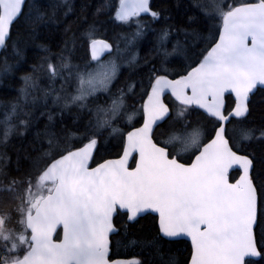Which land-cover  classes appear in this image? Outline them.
Listing matches in <instances>:
<instances>
[{
    "label": "snow or ice",
    "instance_id": "6c2138e0",
    "mask_svg": "<svg viewBox=\"0 0 264 264\" xmlns=\"http://www.w3.org/2000/svg\"><path fill=\"white\" fill-rule=\"evenodd\" d=\"M25 6L26 0H0V49L10 48L17 62L22 45L34 35L32 25L45 19L39 10L29 13L13 39L12 30L24 16ZM112 7L115 21L126 25L137 21L129 44L145 36L147 25L139 22L142 14L153 20L161 15L150 0L104 5L110 14ZM195 7L201 10L209 35H193L205 40L206 46L193 52L186 67L170 71L164 66L167 58L182 49L177 41L173 52H168L164 45L170 29L160 30L157 51L163 52L164 60L161 67L150 70L142 89L143 124L126 137L113 125L125 116L130 123L140 109L127 114L126 98L134 84L127 85V91L124 87L112 91L120 69L119 44L114 47L97 38L93 23L79 37L85 49L82 64L72 63L75 37L73 47L66 41L59 53L42 47L46 54L20 77L17 96L0 104V144L5 146L11 137L29 131L40 105L47 109L41 116L48 119L36 133L40 146L33 148L37 155L30 158L22 177L7 171L10 158L0 154V264H154L109 258V238L117 233L114 218L125 216L126 224H131L145 213L158 217L156 239L147 245L155 247L157 256V241L186 236L191 240L187 264H255L246 258H264L260 242L264 241V159L257 169L255 156L234 150L246 141L264 142V128L259 136L252 129L244 130L243 120H237L239 136L237 127L231 132L228 128L233 117H247L250 97L258 85L264 86V0L239 4L234 0L231 5L226 0H196ZM105 53L110 58L102 60ZM135 61L133 57L129 64ZM14 67L5 57L0 77ZM41 76L50 85L42 97L34 94L40 90ZM166 92L177 102L174 115L163 101ZM99 94L106 96L104 104L99 103ZM226 94L234 96V107L227 114ZM73 109V124L57 128ZM197 109L207 125L189 119ZM162 122L167 124L161 133L165 138L156 141L155 129ZM109 128V135L121 136L122 155L91 167ZM193 156L190 163L181 162ZM234 167L240 175L233 183Z\"/></svg>",
    "mask_w": 264,
    "mask_h": 264
},
{
    "label": "trees",
    "instance_id": "16d2710c",
    "mask_svg": "<svg viewBox=\"0 0 264 264\" xmlns=\"http://www.w3.org/2000/svg\"><path fill=\"white\" fill-rule=\"evenodd\" d=\"M118 1L119 0H67V3H65V0H27L26 6L23 9L24 16L20 17L19 21L16 23V27L12 30L13 39L16 38L17 32L21 31L27 23L26 17L29 13H35L36 10H39L41 13L45 14V19L32 25L34 35L32 39L26 41V43L22 45L23 52L18 62L13 56L10 48L7 50L2 49L0 53V65L3 64L5 57H7L8 63L14 64L15 67L8 75L0 77V104H6L17 96L18 89L22 86L20 77L29 73L32 66L38 64L41 57L46 54L42 51V47H47L52 54L59 53L66 41L68 42V47L71 49L73 47L72 40L73 37H75L76 46L72 56V63L82 64L85 49L79 37L93 23H95V27L98 29L97 38L108 39L114 46L118 43L119 46H121L120 48H126V50H124L125 54L122 53L124 57L125 55H129L132 60L133 57L136 58L139 56V53H141V58L135 61L134 64H126V67L121 66V71L116 80H114L112 86V91L116 92V90L121 87H124L125 91H127V85L129 84L135 85L134 91L129 92L126 98L127 105H131L132 107L137 99L140 98L142 102L145 97H142V89L148 84L150 70L153 67H161L163 58L154 56L156 55V41L160 30L170 29V38L172 36L176 43L179 41L182 49L180 51L182 55L180 54L179 58L172 57L170 60H167L164 65H167L170 71L186 67L190 63V59L187 58L189 51L197 49L196 53H198L206 46L205 40L197 39L198 37L193 35V33H198L202 37H207L209 35L208 26L201 18V10L195 7L196 0H152L151 6L155 11L161 13L160 18L158 20H153L150 16H141L139 22L147 25V31L144 37L131 44L128 43V40L131 39V34L136 31L135 24L137 21L133 19L131 25L121 24L112 18L115 13V7H112L111 14L104 8V5L107 3L117 5ZM200 2H206V0H200ZM241 2H244V0ZM69 8L71 10H69ZM98 9L101 10L99 15H97ZM65 13H67V15H65ZM116 32H118V34ZM185 33H188V35L186 36ZM126 37L127 39H125ZM193 45L198 46L193 47ZM132 46H134V50H132ZM146 46L151 47L150 50L152 51L147 52ZM185 48L187 51L183 50ZM49 86V81L41 76L39 79L40 90L34 94L42 97L43 90ZM55 87L59 89L60 82H57ZM105 100L106 96L104 94H99V103L104 104ZM165 100L171 105L174 115L177 102L169 97ZM233 103L234 101L231 96H226V112L231 109ZM249 106L250 113L246 118H232V122L228 124L230 132L234 126L237 127V136H239L241 131L239 126H237V120H243L244 130H254L255 136H259V130L264 128V89H257L250 97ZM44 111H47L44 107L36 111L37 119L28 132H25L22 136L11 137L6 146L0 144V154H6L7 157L10 158L7 171H9L12 176H16L17 178L22 177L24 173L29 170L30 158L37 155V153L33 151L34 147L39 148L40 146L36 133L42 131L48 123L47 116H41V112ZM201 112V110L197 109L192 113L189 119L193 122L199 120L201 123L207 125L208 120L205 116L200 115ZM88 118L89 117L85 116V120ZM141 119L142 113H138L129 123L125 116L121 118V120H118L113 126L119 128L123 135H125L130 128L138 125ZM57 120H59L58 114ZM74 120L75 109H73L72 114H64L63 122L57 123L56 127L71 126ZM164 127L166 126L164 125L155 130L154 139L156 141H158V135L160 136L159 132H165V130H163ZM110 132V128L104 130L99 150L95 153V160L92 162V165L107 158L120 156L122 152L121 136L119 134L109 135ZM234 150H238V152L242 154L247 153L255 156L257 169L260 168L259 162L261 159H264V142L257 140L252 142L246 141L243 145ZM187 158L188 157H183L181 162H184ZM133 161L134 160L131 162V166H133ZM17 167L20 169L19 172L16 171ZM237 174L238 171L230 173L232 180ZM154 220H156V216L146 214L138 218L136 222L126 224V217L117 215L114 218V222L115 226L118 228V232L111 237V257L153 260L154 264H163L160 259V256H162L163 261L172 259L175 264H186L190 256L191 248L189 243L185 240L157 241L160 245V256H157L155 247L147 246L149 242L156 239L157 226L154 224ZM256 234L258 241H260L259 229L256 230ZM260 242L264 243V241ZM251 261H254L255 264H264V258L261 257L258 260Z\"/></svg>",
    "mask_w": 264,
    "mask_h": 264
},
{
    "label": "rangeland",
    "instance_id": "374dc122",
    "mask_svg": "<svg viewBox=\"0 0 264 264\" xmlns=\"http://www.w3.org/2000/svg\"><path fill=\"white\" fill-rule=\"evenodd\" d=\"M242 0H235V3H240ZM251 1H254V0H251ZM226 2H228V4L229 5H231V4H233L234 3V0H226ZM218 35V34H217ZM198 39V38H197ZM157 42V41H156ZM176 44V41H175V39L171 36V38H170V36H169V39H168V41L166 42V46L164 45V47L166 48V50L168 51V52H170V53H172L173 52V45H175ZM171 46V47H170ZM192 47V46H191ZM146 51L148 52V51H152V50H150L151 49V47H148V46H146ZM121 52L122 53H124V50H126V48H121ZM132 50H134V46H132ZM197 50V49H196ZM196 50H194V49H192L191 51H189V54H187V58L188 59H190L191 58V56L193 55V52H196ZM125 54V53H124ZM180 54H181V52L180 51H177V52H175V53H173L171 56H169L168 58H167V60H170L172 57L173 58H179L180 57ZM182 55V54H181ZM154 56H159L160 58H163L164 59V56H163V52L162 51H157V46H156V55H154ZM124 57V55H122V56H120V58L117 60V63L119 62L120 64V69H121V66H123V67H126L125 65L126 64H128V65H130L129 64V61H131V59H130V56L129 55H125V57ZM110 57L108 56L106 59H103V60H107V59H109ZM141 58V53H139V56H137L136 57V61H138L139 59ZM145 58H146V56H145ZM155 58V57H154ZM153 58V59H154ZM162 59V60H163ZM161 61V60H160ZM122 62V63H121ZM124 63V64H123ZM134 64V63H133ZM165 67H167V66H165ZM168 68V67H167ZM120 69H119V72H120ZM119 74V73H118ZM114 82V81H113ZM40 87H41V85H40ZM41 97V96H40ZM143 99H146V95H145V97L143 98ZM127 101V100H126ZM138 101H140V102H138ZM142 103H143V101L141 102V99L139 98V99H137V101L133 104V107L130 105V106H128V108H127V114H130V113H132L133 112V109H140V111H139V114L140 113H142V108H141V105H142ZM41 108H43V106L42 105H40L39 107H38V110L39 109H41ZM1 111H2V109H1ZM68 113L66 112L65 113V115H67ZM179 147V146H178Z\"/></svg>",
    "mask_w": 264,
    "mask_h": 264
},
{
    "label": "water",
    "instance_id": "95a60500",
    "mask_svg": "<svg viewBox=\"0 0 264 264\" xmlns=\"http://www.w3.org/2000/svg\"><path fill=\"white\" fill-rule=\"evenodd\" d=\"M118 3H119V1H118ZM118 5V4H117ZM141 16H150V15H147V14H142ZM217 38H218V35H217ZM99 39H104V38H99ZM107 40V39H106ZM108 41V40H107ZM109 42V41H108ZM110 43V42H109ZM2 51V49H0V52ZM108 55V53H105L104 54V56L103 57H105V56H107ZM102 57V58H103ZM172 79V78H171ZM173 79H175V78H173ZM257 89H264V86H260V85H258L257 86ZM257 90H255V92H256ZM254 92V93H255ZM166 95H169V96H171V93L170 92H166L165 93V95L163 96V101H164V97L166 96ZM226 96H231V98L233 99V101H234V96L233 95H231V94H226ZM172 97V96H171ZM173 99H174V97H172ZM164 103H165V101H164ZM166 104V103H165ZM167 105V104H166ZM232 107H234V104H233V106ZM232 109V108H231ZM231 109L229 110V112L231 111ZM202 111V110H201ZM233 118H235V117H233ZM142 124H143V120H142V122L139 124V125H137V126H134V127H132V128H130L127 132H129V131H132V130H134V128H139V127H141L142 126ZM127 132L125 133V137H126V135H127ZM205 142H207V141H205ZM239 154H242V153H239ZM122 155V152H121V154H120V156ZM120 156H118V157H115V158H107V159H118ZM107 159H104V160H107ZM192 159H194V156L192 157ZM103 160V161H104ZM103 161H101V162H99V163H102ZM131 162H132V159L130 158V161H129V163H130V165H131ZM190 162H191V160H190ZM189 162V163H190ZM96 166V164H94V165H92V162H91V167H95ZM132 167H135V163H134V161H133V166ZM233 171H238V174H237V176L233 179V180H231V182H235V180L236 179H238L239 178V175H240V171H239V169L238 168H236V167H234L233 169H231L230 170V173L231 172H233ZM146 214H151V215H154V216H156V214H154V213H145V214H142L140 217H142V216H144V215H146ZM140 217H138V218H140ZM156 219H158V217L156 216ZM117 228V227H116ZM117 231H118V228H117ZM114 234H116V233H114ZM114 234H112V235H114ZM111 235V236H112ZM61 236H62V229H61ZM111 236H110V238H111ZM109 238V239H110ZM175 240H185V241H187L188 243H189V245H190V248H191V240H190V238H188V237H186V236H182V237H179V238H174V239H172L171 241H175ZM110 244H111V240H110ZM110 252H111V248H110ZM109 256H110V253H109ZM260 257H255V258H252V257H249V258H246V259H248V260H258ZM116 259H133V258H124V257H120V258H113L112 260H116ZM136 259V258H135ZM189 259H190V256H189ZM188 259V260H189ZM187 264V263H186Z\"/></svg>",
    "mask_w": 264,
    "mask_h": 264
},
{
    "label": "flooded vegetation",
    "instance_id": "af4514ba",
    "mask_svg": "<svg viewBox=\"0 0 264 264\" xmlns=\"http://www.w3.org/2000/svg\"><path fill=\"white\" fill-rule=\"evenodd\" d=\"M174 77H176V76H174ZM167 97H169L170 99H172V100H174V101H175V99H173V98H172L171 96H169V95H166V96L164 97V101H165V103L171 108V105H169V103H167L166 100H165ZM142 120H143V114H142V119H141L140 123L142 122ZM140 123H139V124H140ZM139 124H138V125H139ZM164 125H165L166 127H164L163 130H166V128H167L166 123H163V122H162L160 127H162V126H164ZM136 126H137V125H136ZM160 127H157L155 130H157V129L160 128ZM159 133H160V136L158 135V141L164 139V137L161 135L162 131L159 132ZM191 159H192V157H191L190 159L187 158L184 162H188V163H189ZM58 231H59L60 234H61V229H58ZM111 237H112V236H111ZM110 240H111V238H110ZM110 248H111V244H110ZM109 258H110V259H113V258L111 257V252H110V256H109Z\"/></svg>",
    "mask_w": 264,
    "mask_h": 264
},
{
    "label": "bare ground",
    "instance_id": "6f19581e",
    "mask_svg": "<svg viewBox=\"0 0 264 264\" xmlns=\"http://www.w3.org/2000/svg\"><path fill=\"white\" fill-rule=\"evenodd\" d=\"M27 1V0H26ZM248 2H256V0L255 1H248ZM150 3H151V5H152V0H150ZM152 7V6H151ZM153 9V8H152ZM154 10V9H153ZM155 11V10H154ZM151 17V16H150ZM84 22V21H83ZM117 27H118V25H117ZM158 28V27H157ZM128 31V30H127ZM117 34H118V32H116ZM129 33V32H128ZM114 35V34H113ZM117 38V37H116ZM114 39V38H113ZM118 39V38H117ZM108 40V39H107ZM109 42H110V40H108ZM111 43V42H110ZM112 44V43H111ZM115 44V43H114ZM118 44V43H117ZM113 45V44H112ZM114 46V45H113ZM166 46V45H165ZM115 47V46H114ZM121 47V46H120ZM171 47V46H170ZM121 49V48H120ZM122 51V50H121ZM1 53V52H0ZM122 56V55H121ZM107 58V56H105V57H103L102 58V60L103 59H106ZM124 58V57H123ZM119 61V60H118ZM83 62V61H82ZM122 63V62H121ZM118 64H120L119 62H118ZM124 64V63H123ZM167 66V65H166ZM158 67H159V65H158ZM121 71V70H120ZM170 78H177V77H174V76H170ZM10 100V99H9ZM234 104V103H233ZM232 108V107H231ZM227 112H229V111H227ZM227 112H226V114H227Z\"/></svg>",
    "mask_w": 264,
    "mask_h": 264
}]
</instances>
